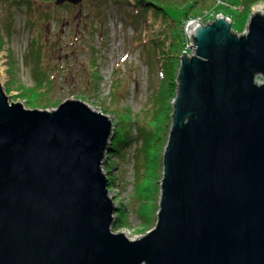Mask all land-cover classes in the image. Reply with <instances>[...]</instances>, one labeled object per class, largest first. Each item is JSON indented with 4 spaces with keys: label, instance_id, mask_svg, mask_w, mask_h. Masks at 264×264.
<instances>
[{
    "label": "water",
    "instance_id": "1",
    "mask_svg": "<svg viewBox=\"0 0 264 264\" xmlns=\"http://www.w3.org/2000/svg\"><path fill=\"white\" fill-rule=\"evenodd\" d=\"M186 31L157 220L136 240L111 230L108 116L25 109L0 83V264H264V15Z\"/></svg>",
    "mask_w": 264,
    "mask_h": 264
},
{
    "label": "rangeland",
    "instance_id": "2",
    "mask_svg": "<svg viewBox=\"0 0 264 264\" xmlns=\"http://www.w3.org/2000/svg\"><path fill=\"white\" fill-rule=\"evenodd\" d=\"M151 2L161 10L143 8L138 0H85L59 7L55 0H0V83L9 103L51 112L66 100H80L96 113L105 112L117 130L116 141H128L119 154H106L103 168L112 179L108 191L116 214L118 208L125 212V224L111 230L130 240L147 234L157 220L163 154L176 99L166 46L172 38L173 50H178L180 28L186 47L190 45L186 26L203 12L215 16L216 5L247 4ZM190 5L195 8L189 11ZM163 10L177 23L166 39L163 30L169 19L160 17ZM187 11L201 13L180 27ZM241 11L223 15L238 34L246 32L251 16L264 15V0L251 6L246 22Z\"/></svg>",
    "mask_w": 264,
    "mask_h": 264
},
{
    "label": "trees",
    "instance_id": "3",
    "mask_svg": "<svg viewBox=\"0 0 264 264\" xmlns=\"http://www.w3.org/2000/svg\"><path fill=\"white\" fill-rule=\"evenodd\" d=\"M151 1L152 0H138V3L143 8H156L158 10H161V9H159V7L156 6V4L152 3ZM246 1H247L246 5H232V6L227 5L224 7H221V5H216L214 7V9L212 10L213 14L215 15V16H213V19L219 14L232 17V15H234L235 13H240V10H242L241 13H242V15L245 16V22H246L249 14L251 12L250 11L251 6L258 3L260 0H246ZM194 8H195V5H190V6H188L187 10L190 11V10H193ZM189 11L182 13L181 20L178 23V25L180 27L181 26L184 27L186 25V20H188V18L196 17L197 15H199L201 13V12L195 13L192 15V13ZM158 13H155L154 15L157 16ZM161 15H160V17H162L163 21H166V19H169L168 21H166L167 26L166 27L164 26L165 27L163 30L164 37H165V39H166V37L167 38L172 37L173 33H171L169 29H171L172 25L177 24V23H175V21H173V18L170 16V14L166 10H163ZM233 21H234V19H233ZM181 33H183V30L180 28V31H179L178 35L176 36V38L180 42L178 50L177 51L173 50L174 43H173L172 38H171L169 44L166 46V52H164L165 59H168L170 62V65L172 67H174L173 71L169 75V82L171 85V91L172 92L174 91V93H175L174 98H176V95H177L178 70H179V66H180V57L183 54V52L186 51V45L185 44L187 43L186 40L184 41L185 38L182 39ZM174 87H175V89H174ZM103 113H105V112H103ZM116 138H117V130H115V133L113 134V137L111 139V143H110L109 147L107 148L108 154H111V155L119 154L121 149L128 143V141L124 142V143H122V140L116 141ZM108 158H109V156L106 157V159H108ZM105 163H106V161H105ZM107 174H109L108 171H107ZM108 180H109V185H110V182L112 179L109 176H108ZM115 217H116V220H115L114 225L111 227V229L118 228V227L124 225L126 222L124 219L125 212L122 209L118 208V214H115ZM151 228H153V227H151Z\"/></svg>",
    "mask_w": 264,
    "mask_h": 264
},
{
    "label": "built area",
    "instance_id": "4",
    "mask_svg": "<svg viewBox=\"0 0 264 264\" xmlns=\"http://www.w3.org/2000/svg\"><path fill=\"white\" fill-rule=\"evenodd\" d=\"M211 17H213V16L211 14H209L208 12L206 14L203 12L202 14L197 16V18L195 20L189 22V24L196 22V23H200L202 25H205L206 22H208V23L211 22ZM188 37H189L190 45H187L186 51H184L183 53H186L188 56H192V55H194V52H195L194 42H193L191 36L188 35ZM102 171H103V173H105L104 168H103V164H102Z\"/></svg>",
    "mask_w": 264,
    "mask_h": 264
},
{
    "label": "flooded vegetation",
    "instance_id": "5",
    "mask_svg": "<svg viewBox=\"0 0 264 264\" xmlns=\"http://www.w3.org/2000/svg\"><path fill=\"white\" fill-rule=\"evenodd\" d=\"M84 1H85V0L82 1V4H83ZM64 5L66 6V5H69V4H68V3H65ZM64 5H63V6H64ZM69 6H71V5H69ZM114 130H115V129H114Z\"/></svg>",
    "mask_w": 264,
    "mask_h": 264
}]
</instances>
